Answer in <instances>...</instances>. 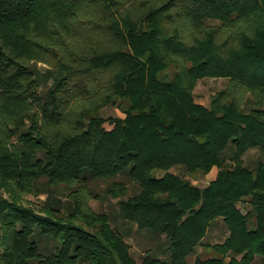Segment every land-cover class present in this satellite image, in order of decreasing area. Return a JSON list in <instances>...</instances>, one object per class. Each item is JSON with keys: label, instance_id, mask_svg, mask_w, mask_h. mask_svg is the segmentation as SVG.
Returning <instances> with one entry per match:
<instances>
[{"label": "trees", "instance_id": "1", "mask_svg": "<svg viewBox=\"0 0 264 264\" xmlns=\"http://www.w3.org/2000/svg\"><path fill=\"white\" fill-rule=\"evenodd\" d=\"M0 264H264V0H0Z\"/></svg>", "mask_w": 264, "mask_h": 264}, {"label": "rangeland", "instance_id": "2", "mask_svg": "<svg viewBox=\"0 0 264 264\" xmlns=\"http://www.w3.org/2000/svg\"><path fill=\"white\" fill-rule=\"evenodd\" d=\"M48 69H50L48 66L44 65V64H39L38 65V71L41 74H44ZM226 82L225 80H209V81H200L199 84L197 85V91H196V95L195 98H199L204 100L205 99V95H211V93H215L217 91L223 90V88L225 87ZM202 93V94H201ZM102 115L106 118L108 117H112V118H118V117H123L122 113L116 109V108H112V107H106L103 111H102ZM107 128L109 127V124H106ZM173 173L178 174V175H182L184 174L182 171V168H174L172 170ZM159 177L164 175L163 172H158L157 174ZM184 176L195 186H199V187H205L207 186L208 183V177L206 176H201V175H195V176H189V175H185ZM110 181L106 180V179H97V180H92L90 185L92 186V188L98 192V194L101 197L100 201H95V202H91L92 203V208L96 211V212H108L109 214H113L114 210L117 211V200H113L111 199L109 196H107L106 194V189L109 186ZM46 195H42L40 196L41 199H45ZM216 226L211 228L210 231L208 232V235L206 236V238L204 239L203 243L204 244H217V243H223L224 240L227 238L228 236V231L226 229V227L224 226V224L222 223V221H217L216 222ZM113 225V223H112ZM126 242L131 245V255L132 257L137 261V262H141L142 260V256H143V251L140 249L141 246L140 244L138 245L137 243V239L135 238H128L126 237ZM144 243V242H143ZM157 244L156 240H151L150 242V246L153 244ZM144 246L146 247V243H144ZM196 255L192 256L191 258H189V262L192 263L194 258L196 256H199L202 260L205 261V259L208 258H212L216 255L215 251L212 250L211 248H208L207 246H199L198 249L196 250Z\"/></svg>", "mask_w": 264, "mask_h": 264}, {"label": "crops", "instance_id": "3", "mask_svg": "<svg viewBox=\"0 0 264 264\" xmlns=\"http://www.w3.org/2000/svg\"><path fill=\"white\" fill-rule=\"evenodd\" d=\"M209 80H223V79H204V80H201V81H209ZM199 84V83H198ZM196 91H197V88L195 89V92H194V94L196 95ZM218 92V91H217ZM202 94V93H201ZM214 93H211V95H208V96H206L205 95V99L204 100H202V99H197V98H195V102H197V103H199V104H201V105H203V106H205V107H209V105H210V99H211V96L213 95ZM217 174H218V168H216V167H214V168H212V170L208 173V175L206 176V177H208L209 179V181H208V183H207V185L209 184V183H211L212 181H214L215 179H216V177H218L217 176Z\"/></svg>", "mask_w": 264, "mask_h": 264}]
</instances>
